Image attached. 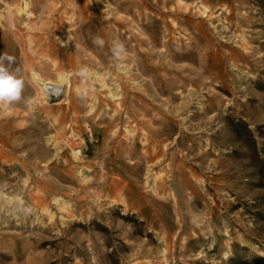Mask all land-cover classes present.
Here are the masks:
<instances>
[{"label":"rangeland","instance_id":"rangeland-1","mask_svg":"<svg viewBox=\"0 0 264 264\" xmlns=\"http://www.w3.org/2000/svg\"><path fill=\"white\" fill-rule=\"evenodd\" d=\"M21 2L0 54L35 103L0 111V264H264V0H85L103 47L51 36L76 0Z\"/></svg>","mask_w":264,"mask_h":264},{"label":"bare ground","instance_id":"bare-ground-1","mask_svg":"<svg viewBox=\"0 0 264 264\" xmlns=\"http://www.w3.org/2000/svg\"><path fill=\"white\" fill-rule=\"evenodd\" d=\"M50 0H42V2L44 3L42 6V13H47V12H54V11H60V9L55 8L54 6H52L49 3ZM59 2L62 3V5H66L70 0H57ZM85 0H76V2L74 3L75 6L71 9V10H67L68 13H70V21L68 24H64L63 27H61L59 25V23L57 22V19H54L52 15L47 16V21L50 22L52 20H55L57 23H55L54 29L51 30V36L55 37L58 35H61L62 33H64L65 31H63V29H67L68 28V32L72 33V38L73 41L76 42H81L83 45L88 46V45H92L93 47L97 46L93 43V40L95 37H97L101 31L100 26L96 23V18L98 17L96 14L93 15H84L82 12H80L79 7L84 3ZM71 3V2H70ZM36 8V3L34 2V0H22L21 3H19L18 5V13L20 15H32L33 11L32 9ZM17 13V11H16ZM13 27V26H12ZM35 27H33L34 29ZM39 29V28H38ZM45 29V28H43ZM103 34V33H102ZM9 40L10 38H14V36H16V34H12L11 30L8 31L7 33ZM20 36V35H19ZM16 36L19 44L26 43L23 39L22 36L19 37ZM63 43H65V45L69 46L70 45V40H66L63 39L62 40ZM54 39L51 38V40L49 42H47L46 44H44V46H40L41 49L43 51H49L50 53H52L51 51V47L52 45H55L54 43ZM53 54L57 55L61 53H59L56 48H53ZM33 55L29 56L27 54H25L24 56L27 58V63H29V67H32L33 64L36 62L37 59H43V57H41V54H39L38 51H32ZM23 52H21L22 54ZM14 55H17L14 53ZM12 55V56H14ZM41 62V61H40ZM45 62V60H44ZM54 62V61H53ZM20 67V66H18ZM30 69V68H29ZM37 74L35 72H33V76L35 77ZM38 85L40 87L41 90V95L43 96L44 100H54L56 98H58L60 95L64 94V92L66 91V89L64 87H62L59 83H55L52 80H49L48 78H39L38 79ZM56 92H59V95H55Z\"/></svg>","mask_w":264,"mask_h":264},{"label":"clouds","instance_id":"clouds-1","mask_svg":"<svg viewBox=\"0 0 264 264\" xmlns=\"http://www.w3.org/2000/svg\"><path fill=\"white\" fill-rule=\"evenodd\" d=\"M93 43L99 47L105 45V40L102 37H95ZM111 54L115 61L119 62L128 56L125 44L119 40H113L111 45ZM16 65V58L12 55L3 52L0 54V111L7 110L9 107L17 102L23 100L28 108L34 106V100L31 97L24 98L23 91L25 88V81L22 76L21 68ZM77 75L81 81L87 85L90 80V70L87 66H82L78 69ZM85 88L80 95L83 98L87 91ZM56 92L55 95H59Z\"/></svg>","mask_w":264,"mask_h":264}]
</instances>
